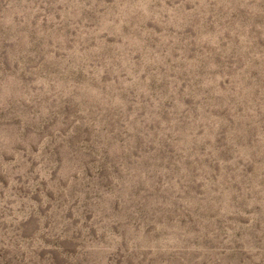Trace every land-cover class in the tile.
Here are the masks:
<instances>
[{"label":"rangeland","instance_id":"rangeland-1","mask_svg":"<svg viewBox=\"0 0 264 264\" xmlns=\"http://www.w3.org/2000/svg\"><path fill=\"white\" fill-rule=\"evenodd\" d=\"M0 264H264V0H0Z\"/></svg>","mask_w":264,"mask_h":264}]
</instances>
